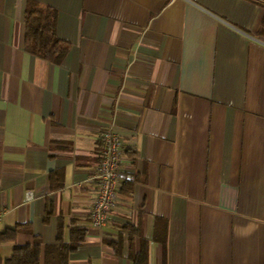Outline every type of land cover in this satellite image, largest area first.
Masks as SVG:
<instances>
[{
	"label": "crops",
	"instance_id": "crops-1",
	"mask_svg": "<svg viewBox=\"0 0 264 264\" xmlns=\"http://www.w3.org/2000/svg\"><path fill=\"white\" fill-rule=\"evenodd\" d=\"M28 1L55 12L58 64L25 50ZM0 210V264L34 242L44 264L74 226L68 264H264V0H0Z\"/></svg>",
	"mask_w": 264,
	"mask_h": 264
},
{
	"label": "trees",
	"instance_id": "trees-1",
	"mask_svg": "<svg viewBox=\"0 0 264 264\" xmlns=\"http://www.w3.org/2000/svg\"><path fill=\"white\" fill-rule=\"evenodd\" d=\"M55 12L40 8L36 2L28 1L24 22L26 25L25 50L44 61L58 64L65 55L66 47L55 34ZM16 229L12 228L0 234V238H11ZM84 231L70 228V241H62L61 236L45 248L44 264H68V254L80 246ZM39 242L31 246H15L12 258L6 264H37Z\"/></svg>",
	"mask_w": 264,
	"mask_h": 264
},
{
	"label": "built area",
	"instance_id": "built-area-1",
	"mask_svg": "<svg viewBox=\"0 0 264 264\" xmlns=\"http://www.w3.org/2000/svg\"><path fill=\"white\" fill-rule=\"evenodd\" d=\"M122 141L111 128H105L100 135L98 162L94 168L93 178L97 181V195L89 210L93 226L103 227L110 218V211L117 198V183L121 176ZM27 198H32L31 192ZM3 212L0 210V220Z\"/></svg>",
	"mask_w": 264,
	"mask_h": 264
}]
</instances>
